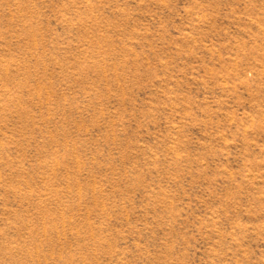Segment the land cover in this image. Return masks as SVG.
Here are the masks:
<instances>
[{
	"label": "rangeland",
	"instance_id": "374dc122",
	"mask_svg": "<svg viewBox=\"0 0 264 264\" xmlns=\"http://www.w3.org/2000/svg\"><path fill=\"white\" fill-rule=\"evenodd\" d=\"M0 264H264V0H0Z\"/></svg>",
	"mask_w": 264,
	"mask_h": 264
}]
</instances>
